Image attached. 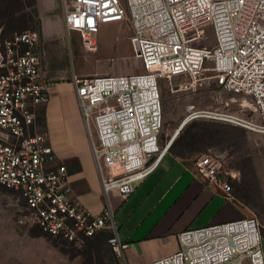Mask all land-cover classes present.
Instances as JSON below:
<instances>
[{
	"label": "built area",
	"instance_id": "1",
	"mask_svg": "<svg viewBox=\"0 0 264 264\" xmlns=\"http://www.w3.org/2000/svg\"><path fill=\"white\" fill-rule=\"evenodd\" d=\"M60 15L67 40L78 33L88 50L101 25L127 21L142 67L138 73L71 74L106 205L99 215L83 206L47 132L37 128L35 109L49 91L41 80L38 36L30 30L0 40V185L24 202L17 224L76 246L107 232L121 260L129 243L118 237L109 193H132L169 152L172 139L160 142L162 79L183 76L176 86L182 88L207 74L217 87L215 106H190L183 122L227 120L264 136V0H60ZM232 103L240 114L226 110ZM185 168L232 200L218 155L200 153ZM262 231L250 215L183 229L174 252L145 264H264Z\"/></svg>",
	"mask_w": 264,
	"mask_h": 264
},
{
	"label": "rangeland",
	"instance_id": "2",
	"mask_svg": "<svg viewBox=\"0 0 264 264\" xmlns=\"http://www.w3.org/2000/svg\"><path fill=\"white\" fill-rule=\"evenodd\" d=\"M38 4L40 0H35L33 6H26L16 13L14 17L19 29L5 37L10 39L23 30L36 32L41 72L62 78L72 72L127 74L142 71L140 61L134 57L127 21L101 25L95 35V48L88 50L81 45L78 33H73L67 40L60 24H53L52 14L44 12ZM44 20H49L45 27ZM204 76L182 88L176 86L184 80L183 76L160 81L163 114L160 142L172 139L175 133L169 151L180 155L186 165L200 153L218 155L227 172L232 201L240 206L242 215L255 216L264 226V136L231 121L202 116L183 124L190 106L195 110L215 106L213 96L217 87L207 74ZM223 97L229 98L231 94L223 93ZM226 110L241 113L236 103ZM91 159L94 164L92 152ZM240 195L245 196L246 202L239 200ZM23 206V200L15 191L0 185V264H83L84 244L76 246L50 236L38 227L17 224L16 217ZM107 247L110 249L106 240L104 248ZM115 260L121 264L110 249L105 255V264H115Z\"/></svg>",
	"mask_w": 264,
	"mask_h": 264
},
{
	"label": "crops",
	"instance_id": "3",
	"mask_svg": "<svg viewBox=\"0 0 264 264\" xmlns=\"http://www.w3.org/2000/svg\"><path fill=\"white\" fill-rule=\"evenodd\" d=\"M38 5L52 14L53 24H60L64 32L60 0H40ZM48 22L42 21L43 26ZM41 80L48 88L49 99L35 109L37 128L47 132L57 161L66 166L73 193L93 215H99L106 200L91 159L71 75L56 78L43 71ZM185 166L180 155L169 151L132 193L124 197L109 193L118 237L129 243L121 264H145L174 252L176 235L183 229L242 216L240 206L226 198L218 186L206 184ZM261 246L264 256V231Z\"/></svg>",
	"mask_w": 264,
	"mask_h": 264
},
{
	"label": "trees",
	"instance_id": "4",
	"mask_svg": "<svg viewBox=\"0 0 264 264\" xmlns=\"http://www.w3.org/2000/svg\"><path fill=\"white\" fill-rule=\"evenodd\" d=\"M35 0H2L0 8V39L1 41L7 40L5 35H8L17 29L19 24L16 22L14 15L26 6H33ZM239 200L246 202L244 195L238 196ZM108 234L99 232L91 237H87L84 241V262L83 264H105V255L110 249L104 248ZM114 258V257H113ZM115 264H118L115 260Z\"/></svg>",
	"mask_w": 264,
	"mask_h": 264
},
{
	"label": "bare ground",
	"instance_id": "5",
	"mask_svg": "<svg viewBox=\"0 0 264 264\" xmlns=\"http://www.w3.org/2000/svg\"><path fill=\"white\" fill-rule=\"evenodd\" d=\"M188 122H190V120L188 121ZM183 124H186V121L185 122H183ZM242 126V125H241ZM180 128V127H179ZM182 128V127H181ZM176 132V131H175ZM172 139H175V133H174V135L172 136Z\"/></svg>",
	"mask_w": 264,
	"mask_h": 264
}]
</instances>
